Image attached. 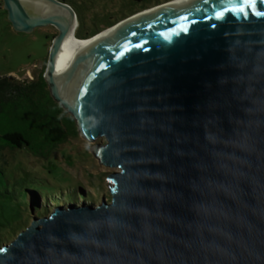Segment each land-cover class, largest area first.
Here are the masks:
<instances>
[{"label": "water", "instance_id": "95a60500", "mask_svg": "<svg viewBox=\"0 0 264 264\" xmlns=\"http://www.w3.org/2000/svg\"><path fill=\"white\" fill-rule=\"evenodd\" d=\"M1 1L16 32L57 30L50 96L117 171L109 202L32 217L0 264H264V0H185L80 51L74 7Z\"/></svg>", "mask_w": 264, "mask_h": 264}, {"label": "rangeland", "instance_id": "374dc122", "mask_svg": "<svg viewBox=\"0 0 264 264\" xmlns=\"http://www.w3.org/2000/svg\"><path fill=\"white\" fill-rule=\"evenodd\" d=\"M65 3L74 7L79 15L80 21L75 34L81 38L105 30L131 13V6H127L128 0H65ZM56 34L57 30L53 26L35 28L28 35L16 32L8 21L0 0V77L21 82L32 79L34 74L43 71L52 38ZM104 143L103 138L93 143L87 142L77 131L53 150L48 158L33 156L26 150L8 153V168L26 178L28 186L46 190L47 196L53 194L56 203L43 199L44 190L26 192L29 204L27 209L23 205L22 208H16L13 204L0 201V247L11 242L29 225L32 217H41L37 215L39 211L44 213L42 216H46L55 206L65 207L62 196L70 192H74L77 197H84L78 198L76 204L97 205L103 196L109 202L110 185L107 176L117 169L101 165L91 153L93 144ZM17 205L19 204L16 203Z\"/></svg>", "mask_w": 264, "mask_h": 264}, {"label": "trees", "instance_id": "16d2710c", "mask_svg": "<svg viewBox=\"0 0 264 264\" xmlns=\"http://www.w3.org/2000/svg\"><path fill=\"white\" fill-rule=\"evenodd\" d=\"M75 36L78 40L86 39ZM45 68L34 74L32 79L21 82L0 77V201L13 204L16 208H22V205L25 209L29 208L26 192L36 193L40 189L28 186L26 178L8 168L7 154L26 150L33 156L48 158L53 150L77 133L72 116L66 114L50 96L43 78ZM44 191L43 199L56 203L53 194L47 196ZM80 196L70 192L62 196V200L66 204L76 203L78 198L83 197ZM16 203L19 205L16 206ZM43 214L39 211L37 215Z\"/></svg>", "mask_w": 264, "mask_h": 264}, {"label": "bare ground", "instance_id": "6f19581e", "mask_svg": "<svg viewBox=\"0 0 264 264\" xmlns=\"http://www.w3.org/2000/svg\"><path fill=\"white\" fill-rule=\"evenodd\" d=\"M185 0H175V1H172L171 3L169 4H166L164 6H161V7H157V8H154V9H145L143 10L142 12H137L136 14H134V16H130L129 18L125 19V20H122L119 24H117L115 27L109 29V30H106L102 33H100L97 37L95 38H91V39H85V40H78L75 36V32H76V29L78 27V25L75 27L74 31H73V35H72V39H71V42L68 43V47L73 50V51H80V50H84L90 46H92L97 40H99L100 38L104 37V36H107L109 34H111L112 32H114L116 29L120 28L121 26L133 21V20H136L142 16H145L147 14H150L152 12H155L157 10H160L162 8H165L166 6H170V5H174V4H177V3H182L184 2Z\"/></svg>", "mask_w": 264, "mask_h": 264}, {"label": "flooded vegetation", "instance_id": "af4514ba", "mask_svg": "<svg viewBox=\"0 0 264 264\" xmlns=\"http://www.w3.org/2000/svg\"><path fill=\"white\" fill-rule=\"evenodd\" d=\"M58 1H61V2L65 3V0H58ZM167 1H170V0H128L127 6L128 5L131 6L130 7L131 13L129 14V16H131V15H133V14L139 12V11H142V10H145L147 8L153 7L155 5H159V4L165 3ZM115 23H117V22H115ZM115 23H113V25Z\"/></svg>", "mask_w": 264, "mask_h": 264}, {"label": "snow or ice", "instance_id": "6c2138e0", "mask_svg": "<svg viewBox=\"0 0 264 264\" xmlns=\"http://www.w3.org/2000/svg\"><path fill=\"white\" fill-rule=\"evenodd\" d=\"M239 11L243 12V9H239ZM221 15H222V13H218V14H217L218 17L221 16ZM0 251H3V250L0 249Z\"/></svg>", "mask_w": 264, "mask_h": 264}]
</instances>
